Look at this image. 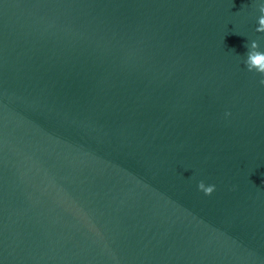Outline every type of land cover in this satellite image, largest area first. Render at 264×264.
Wrapping results in <instances>:
<instances>
[{
  "label": "water",
  "instance_id": "1",
  "mask_svg": "<svg viewBox=\"0 0 264 264\" xmlns=\"http://www.w3.org/2000/svg\"><path fill=\"white\" fill-rule=\"evenodd\" d=\"M262 0H0V264H264Z\"/></svg>",
  "mask_w": 264,
  "mask_h": 264
},
{
  "label": "clouds",
  "instance_id": "2",
  "mask_svg": "<svg viewBox=\"0 0 264 264\" xmlns=\"http://www.w3.org/2000/svg\"><path fill=\"white\" fill-rule=\"evenodd\" d=\"M262 4H264V0H262ZM261 12L264 13V7L261 8ZM257 31H264V20L261 21V26L257 28ZM246 53V59L244 60V64L248 71H254L258 74H264V51H259L258 46L253 41L248 47ZM260 84L264 85V79L259 81Z\"/></svg>",
  "mask_w": 264,
  "mask_h": 264
}]
</instances>
